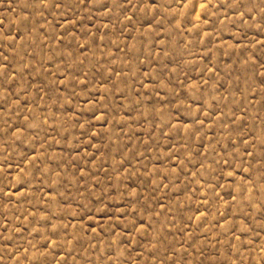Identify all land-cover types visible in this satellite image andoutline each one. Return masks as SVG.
<instances>
[{
  "label": "rangeland",
  "instance_id": "rangeland-1",
  "mask_svg": "<svg viewBox=\"0 0 264 264\" xmlns=\"http://www.w3.org/2000/svg\"><path fill=\"white\" fill-rule=\"evenodd\" d=\"M0 264H264V0H0Z\"/></svg>",
  "mask_w": 264,
  "mask_h": 264
}]
</instances>
